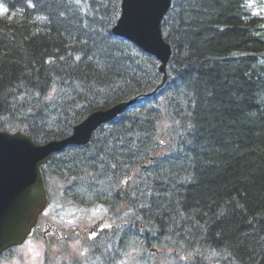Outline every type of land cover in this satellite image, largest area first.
<instances>
[{"label": "trees", "instance_id": "16d2710c", "mask_svg": "<svg viewBox=\"0 0 264 264\" xmlns=\"http://www.w3.org/2000/svg\"><path fill=\"white\" fill-rule=\"evenodd\" d=\"M251 1L264 8L173 0L169 77L150 96L159 63L112 32L121 0H0V131L43 144L142 97L42 167L61 205L109 222L48 264H264V16Z\"/></svg>", "mask_w": 264, "mask_h": 264}, {"label": "water", "instance_id": "95a60500", "mask_svg": "<svg viewBox=\"0 0 264 264\" xmlns=\"http://www.w3.org/2000/svg\"><path fill=\"white\" fill-rule=\"evenodd\" d=\"M172 4L173 0H122L121 14L113 27L114 34L134 42L160 62L163 76L157 89L167 81L173 53L162 27ZM134 102L97 110L75 125L70 136L44 144L36 143L23 131H0V256L25 243L47 206L42 166L68 145L88 144L103 123L115 119Z\"/></svg>", "mask_w": 264, "mask_h": 264}, {"label": "rangeland", "instance_id": "374dc122", "mask_svg": "<svg viewBox=\"0 0 264 264\" xmlns=\"http://www.w3.org/2000/svg\"><path fill=\"white\" fill-rule=\"evenodd\" d=\"M249 4L254 8L255 13L264 12V9L261 10L258 7H254L253 1ZM47 189L51 197V203L43 219L49 224H52L53 228H58L57 232L59 234L57 235L62 234L61 237L64 234L71 235L73 228L76 230H85L84 237L81 235H72L69 240L63 238L57 244H52L49 248L51 257L55 258V256H60L66 258L65 255L73 257L77 253H82L85 238L91 237L94 225L104 217L102 209L100 207L77 209L73 205H61V191H55V181H51L50 185H47ZM60 225L67 230L62 231L59 227ZM47 249L45 241L39 237L33 238L15 250L10 256L1 260L0 264H48L47 258L45 261L44 257L45 250Z\"/></svg>", "mask_w": 264, "mask_h": 264}, {"label": "snow or ice", "instance_id": "6c2138e0", "mask_svg": "<svg viewBox=\"0 0 264 264\" xmlns=\"http://www.w3.org/2000/svg\"><path fill=\"white\" fill-rule=\"evenodd\" d=\"M77 2H79V0H77ZM7 11V9H4L2 6H0V12H6ZM127 181H125V183H126ZM96 232L95 231H93L92 233H91V237L90 238H94L95 236H96Z\"/></svg>", "mask_w": 264, "mask_h": 264}, {"label": "bare ground", "instance_id": "6f19581e", "mask_svg": "<svg viewBox=\"0 0 264 264\" xmlns=\"http://www.w3.org/2000/svg\"><path fill=\"white\" fill-rule=\"evenodd\" d=\"M159 252H161L160 250H158V249H156V252L155 253H157V254H159ZM66 256V258L68 259V260H72V259H74V256L72 257V256H70V255H65ZM60 257V256H59ZM154 264H157V263H154Z\"/></svg>", "mask_w": 264, "mask_h": 264}, {"label": "flooded vegetation", "instance_id": "af4514ba", "mask_svg": "<svg viewBox=\"0 0 264 264\" xmlns=\"http://www.w3.org/2000/svg\"><path fill=\"white\" fill-rule=\"evenodd\" d=\"M45 236V235H44Z\"/></svg>", "mask_w": 264, "mask_h": 264}]
</instances>
